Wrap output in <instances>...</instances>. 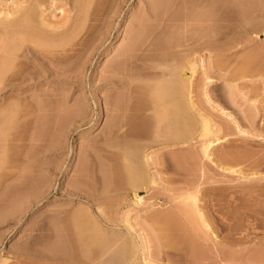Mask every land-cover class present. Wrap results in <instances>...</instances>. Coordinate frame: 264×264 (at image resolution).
<instances>
[{"label":"rangeland","instance_id":"1","mask_svg":"<svg viewBox=\"0 0 264 264\" xmlns=\"http://www.w3.org/2000/svg\"><path fill=\"white\" fill-rule=\"evenodd\" d=\"M24 1L0 0V21L7 11L25 5ZM65 1H44L43 11L51 25L62 26L67 19L70 26L74 24L69 31L68 23L67 28H59L58 36L53 32L54 40L63 42L65 36L75 33L73 40L66 37L68 52L55 50L60 56L66 52L62 56L67 59L53 53L37 60L30 53L23 54L24 44L15 51L14 71L12 68L4 77L0 74V262L124 264V260L125 264H146L141 252L144 238L153 264H176L178 258H182L180 264H264V0H81L80 5L75 0ZM87 3L92 8L85 6ZM74 6H80L82 13ZM131 32L143 37V42ZM41 34V39L36 38L40 44L60 43L52 40L51 33L52 39L45 35L47 42ZM134 38L143 44H134L138 50ZM4 41L0 43L2 63L6 62L5 53L13 48L10 40V44ZM126 43L130 50L134 47L135 55L133 51L128 54ZM124 44L126 57L140 54L146 63L137 60L142 65L137 61L132 65L125 56L124 62L119 60ZM54 56L61 59L59 64ZM51 57L56 62H50ZM143 63L150 74H145ZM164 66L166 71L182 69L187 75L190 67H195L192 99L205 110L212 130L223 140L212 150L213 162L203 156L206 139L201 136L200 124L190 116L192 112L186 117L193 125L185 116L179 117L182 111L164 107L168 93L163 86L169 83L164 77L169 80L170 72L162 75ZM3 67L0 73L5 72ZM113 72L119 78H112L117 76ZM8 74L14 76L13 82ZM22 74L25 77L19 82ZM5 80L15 84L16 90L6 88ZM159 91H163V99ZM204 92L209 94L211 106ZM19 95L26 99L25 104ZM15 100L23 106L19 122L15 120L17 112L16 117L13 114L19 111ZM11 116L19 124H12ZM107 129L133 134L126 140L128 149L120 147L123 141L116 139L121 133L112 137ZM132 146L143 154L152 152L148 166L142 157L137 160L129 154ZM127 158L139 166H129ZM132 165L137 174L132 168L130 172ZM132 173L138 178L145 175V179L140 178L139 184ZM135 191L142 197L138 204L134 203ZM196 192L219 245L202 243L199 218L187 213L181 202V197ZM169 220L167 225L173 226L172 233L177 236L174 247L165 242L163 221ZM112 239H118L114 242L119 248ZM76 243L84 246L73 247ZM204 245L211 249H206L210 252L205 251L207 257L200 255ZM106 246L112 248L105 251ZM110 257L116 263L108 261Z\"/></svg>","mask_w":264,"mask_h":264},{"label":"bare ground","instance_id":"2","mask_svg":"<svg viewBox=\"0 0 264 264\" xmlns=\"http://www.w3.org/2000/svg\"><path fill=\"white\" fill-rule=\"evenodd\" d=\"M44 1H47V0H25L24 2L26 3L25 5H21V7L19 8L18 7V9L16 8V9H14L13 11H7V13H6V18L3 20V21H0V33L1 34H3L2 36L0 35V43H3V42H5L4 40L5 39H7V41L8 40H10V42H11V47H10V45H9V47L10 48H12V46H13V48L10 50V48H8L9 50H10V52L8 51L7 53L8 54H6L5 53V55H7L6 56V58H4L5 59V63L7 64V67H6V65H5V63H2L1 62V60H0V63L2 64V65H0L1 67L2 66H5V67H3L2 69H1V71L4 69V68H6V70L4 69V73H3V71L0 73V74H6V73H10V72H12L11 70H12V65L13 66H15L14 64H12L13 63V59H14V54H16V52H18V51H16L18 48L19 49H21V48H23V45L24 44H26V45H24V46H26V50H25V48H24V50L26 51V52H23V54L24 53H27V54H31V55H33L37 60H40L41 61V59H42V61H43V58H46V57H49L51 54H52V56L55 54V53H57V51L60 49V50H63V51H67V49L68 48H70V41L69 42H67V36H69L70 38V40H73L75 37L74 36H76L75 35V33H73L72 35H67V36H65L64 38H65V41L66 42H63L62 41V39H61V41H57V40H54V38H55V36H58V35H56V34H58V29L59 28H61L62 26H65V24L66 23H68L69 21H70V19H67V21L65 22V23H63V25L62 26H55V25H51L46 19L47 18H45V14H44V12L45 11H43V9H44V6H43V3H44V5H45V2ZM54 1H56V0H54ZM64 1L65 0H61V2L62 3H64ZM74 1V0H73ZM78 1H80V2H78ZM78 1H76L75 0V3L77 4L78 3V5H80L81 3H82V1L81 0H78ZM90 2H92L91 0H89ZM66 3L65 4H67L69 1L67 0V1H65ZM90 2H89V4H90ZM21 4V3H20ZM92 4V3H91ZM91 6V5H88V3L87 4H85V6ZM42 6H43V8H42ZM77 7V6H76ZM75 6H74V8H76ZM80 7V6H79ZM79 7H77L75 10H77L78 11V8ZM60 8V7H59ZM74 8H73V10H74ZM87 8V7H86ZM84 9V12L85 11H87V9ZM90 7H88V9H89ZM91 8H92V6H91ZM90 8V9H91ZM62 9V8H61ZM63 10V9H62ZM79 10H80V8H79ZM83 11V10H82ZM82 11L80 10V12L82 13ZM88 12H89V10H88ZM88 12H86V13H88ZM78 14H79V12H77ZM16 15V16H15ZM80 15V14H79ZM16 17V18H15ZM73 18H74V15H73ZM0 19H2V18H0ZM69 20V21H68ZM70 24H72V23H70ZM70 24L68 23V26H70ZM76 24V23H75ZM67 25V24H66ZM74 25V24H73ZM72 25V26H73ZM47 26H48V28H47ZM72 26H70V28L68 27V31H69V29H71V27ZM75 27V26H74ZM73 27V28H74ZM47 28V29H46ZM64 28H67L66 26L64 27ZM63 28V29H64ZM80 28H81V26H80ZM25 29H28V31L27 30H25ZM49 30V31H48ZM61 30H62V28H61ZM26 31V32H25ZM59 31H60V29H59ZM66 32H68L67 30H65ZM65 31L63 30V32L65 33ZM41 32L43 33V32H47L46 34H41ZM53 32H55V36L53 35L54 33ZM77 32V31H76ZM79 32V31H78ZM27 33V34H26ZM49 33H51L52 34V36H53V39L51 38V37H49L50 35H49ZM131 33H133V37H137L138 38V36H137V34H135V32H131ZM38 34H41L42 35V37L45 39V41L47 42V40H46V38H45V35L47 36V39L49 38V39H52L53 41H57L59 44H55V42H52V44H47V45H45L46 43H43V44H40L38 41H37V36H40V35H38ZM62 33L61 32H59V35H61ZM129 34H130V32H129ZM49 35V36H48ZM132 34H130V36H131ZM136 35V36H135ZM4 36V37H3ZM74 37V38H72V37ZM1 37H3V38H5V39H2L1 40ZM129 37V36H128ZM141 37V36H140ZM145 37V36H144ZM39 38V37H38ZM42 38V41L41 42H44L43 39ZM63 38V39H64ZM130 38V37H129ZM128 38V39H129ZM134 38V42H135V40H137V39H135ZM142 39H144L143 37H141ZM39 39H41V36H40V38ZM68 39V40H69ZM132 39V38H131ZM139 39V38H138ZM142 39H139L140 40V42H143V40ZM52 40H48L49 42H51ZM133 40V39H132ZM139 40H137L135 43L133 42V45L134 44H136L137 45V47H138V45L140 44V42H139ZM145 40H147V39H145ZM48 42V43H49ZM63 42V43H62ZM73 42V41H72ZM126 42H127V40H126ZM139 42V43H138ZM130 44H131V41L129 42ZM129 43H128V45H129ZM8 44H10L9 43V41H8ZM13 44V45H12ZM72 45H73V43H71ZM71 45V46H72ZM128 45H127V43H126V46L128 47ZM141 45V44H140ZM140 45H139V47H140ZM143 45V44H142ZM141 45V46H142ZM66 46L68 47V48H66ZM123 46H125V44L123 45ZM126 46L125 47H123V49H122V46H121V49H122V51L120 50L119 51V53H118V55H119V57L121 58V59H119V60H122L123 59V57L125 56L126 57V53L125 52H127V50L129 49V52H128V54L129 53H131L130 51H133L132 53L134 54L135 52V49L136 50H138L139 48H136V46L134 45V47H135V49H134V47H132V49L130 50V46L128 47V49L126 48ZM56 48V49H55ZM18 49V50H19ZM58 49V50H57ZM127 49V50H126ZM134 49V50H133ZM55 50H57L56 52H55ZM140 50H142L141 48H140ZM16 51V52H15ZM62 51V52H63ZM6 52V51H5ZM68 52V51H67ZM54 53V54H53ZM26 54V55H27ZM48 54H50L49 56H48ZM59 54H61L60 52H59ZM59 54H55L56 55V58L58 57L59 58ZM66 54V52H64V53H62V55H65ZM26 55H22V56H26ZM61 55V56H62ZM68 55H69V53H68ZM71 55V54H70ZM132 54H130V56H131ZM135 55V54H134ZM140 54H137L136 56H137V58L136 57H130V56H128L127 55V57H126V59L127 60H130L131 62V64L133 65V63H134V65H136L137 64V60H139L140 62L141 61H144L145 60V58L146 57H144L143 55H140ZM16 56H18V55H16ZM61 56H60V58H61ZM5 57V56H4ZM62 57H64V56H62ZM125 57H124V59H125ZM16 58V57H15ZM54 58H55V56H54ZM54 58L53 57H51V59L49 58V61L50 60H52V62H56V61H53L54 60ZM55 58V59H56ZM64 58H66L67 59V57H64ZM3 59V60H4ZM62 59V58H61ZM61 59L59 60V61H61ZM65 59V60H66ZM69 59V58H68ZM123 59V60H124ZM44 60H46V59H44ZM57 60V59H56ZM64 60V59H63ZM64 60V61H65ZM122 60V61H123ZM15 61V60H14ZM48 60H46V62H47ZM58 61V60H57ZM59 61H58V64H59ZM122 61H120V63L122 62ZM132 61H133V63H132ZM137 61V62H136ZM167 61V60H166ZM165 61V62H166ZM51 62V61H50ZM117 63L116 64H119V61H118V57H117V61H116ZM124 62V61H123ZM140 62H138V65H142V63H140ZM145 62V61H144ZM49 63V62H48ZM125 63H126V61H125ZM140 63V64H139ZM146 63V62H145ZM145 63H143V69H146V67H145ZM126 64H128L129 65V63H128V61H127V63ZM54 65V64H53ZM56 65V64H55ZM148 65V64H147ZM193 65V64H192ZM0 67V68H1ZM115 67V66H114ZM145 67V68H144ZM161 67H163V66H161ZM166 66H164V70L162 71V75H163V72H164V76H166V73L167 72H169L168 74H167V76H168V78H169V80H167V77H164L165 78V80H166V82L167 81H169V83H168V85H165V86H163V88L165 89L166 88V94L168 95L167 97H169V99H167L166 100V98H164V94H161V93H163V91L162 92H160V97H162V99L164 98V100H165V108L167 109L168 107H170V106H172V110H171V107H170V111H174L175 113L177 112V113H180L181 111V113L183 114H179V117L180 118H183V116H187L188 114H187V112H192V115H190V116H193L192 118L194 119V121L196 122V123H198V124H200V128H201V136H203V137H205L204 139H206L205 141H204V143H203V147H202V151H203V156H205V158H207L209 161H214L213 160V158L211 157V155L213 154L212 153V150L214 149V147L215 146H217L219 143H221V142H223V140H222V138L220 137V136H218V134H217V131L215 132V131H213L212 129V126H213V124L211 125V119H210V117H206L205 116V110L202 112V110L200 109V108H202V107H200V106H198V105H196V103L194 102V100L192 99L193 97L191 96L192 95V90H191V85H192V81H191V78L194 76V74L196 73V70L194 69L195 67H190V69H189V72L191 73L190 75H187L186 74V72L185 71H183L182 69H177V68H175V70L177 69V70H179V71H173V68H168L167 69V71L165 70L166 68H165ZM53 68V67H52ZM116 68V67H115ZM148 68H149V66H148ZM148 68L146 69L147 70V72H145V74L146 73H149L150 74V72L148 71ZM189 68V67H188ZM187 68V69H188ZM117 69V68H116ZM163 69V68H162ZM170 69H172V71L170 70ZM115 70V69H114ZM113 70V71H114ZM169 70V71H168ZM185 70V69H184ZM13 71H14V68H13ZM116 71V70H115ZM166 71V72H165ZM187 71V70H186ZM188 72V71H187ZM15 73V72H14ZM13 73V74H14ZM32 73V72H31ZM39 73V72H38ZM113 73H115V72H113ZM12 74V73H11ZM33 74V73H32ZM10 74H8L7 76V78H8V80L9 81H11V82H13L14 80H13V78H14V76H13V78L11 77L10 78V76H9ZM23 75V74H22ZM115 75H117V72L115 73ZM115 75H113L112 74V76H115ZM1 76V75H0ZM16 76L17 75H15V79H16ZM21 76V75H20ZM20 76H18L19 77V79L21 80H19V79H17L19 82H22V79L25 77L24 75H23V77L22 78H20ZM119 75H117V76H115V77H112V78H119L118 77ZM169 76H171V77H169ZM2 77V76H1ZM3 77H4V75H3ZM2 77V78H3ZM6 77V76H5ZM148 77V76H147ZM146 77V78H147ZM206 77V76H205ZM1 78V79H2ZM27 78V77H26ZM111 78V77H110ZM121 78V77H120ZM13 81H12V80ZM7 80V79H6ZM6 80H5V82H6ZM16 80V81H17ZM25 80V79H24ZM116 80H119V79H115V81ZM123 80V79H122ZM121 80V81H122ZM113 81V80H112ZM164 80H162V82H163ZM206 81L207 82H212V79L211 78H209L208 76L206 77ZM206 81H205V83H206ZM8 82V81H7ZM5 83V86H6V88L8 87L9 88V90L11 89V90H16L15 88H17V87H14L15 86V84H13V83ZM24 82V81H23ZM131 82V81H130ZM17 84H19L18 82H16ZM118 83V82H117ZM164 83V82H163ZM17 84H16V86H17ZM20 85H22V84H19V86ZM129 85H130V83H129ZM206 85H207V83H206ZM131 86V85H130ZM22 87V86H21ZM20 87V88H21ZM161 87H162V83H161ZM5 88V87H4ZM117 88H120L119 86L117 87ZM162 88V89H163ZM205 88L206 87H204V90H205ZM2 89V86H1V88H0V92L2 91L1 90ZM207 89V88H206ZM6 90H8V89H6ZM118 90V89H117ZM117 90H116V92H117ZM160 90V89H159ZM5 90H3V92H4ZM2 93V92H1ZM205 93V92H204ZM205 95H206V93H205ZM207 96H209V94L207 93V95H206V97ZM21 97V99L23 98L22 96H20L19 95V97H18V99ZM205 97V98H206ZM9 98V97H8ZM208 99H209V97H207ZM17 99V98H16ZM207 99V100H208ZM24 100H26L25 98H24ZM24 100L22 99V101H23V103H24ZM16 102H17V100H15ZM114 101H116L115 99H114ZM118 101V100H117ZM170 103V105H167V103L168 102ZM210 99L207 101V102H209L208 104L210 105ZM15 102V103H16ZM35 102H36V99H35ZM108 102H110V101H107V104H108ZM18 103V105H15L14 104V102H13V106L15 105V108L17 109V110H19V108H20V110H22L21 109V107H23L22 105L20 106V102H17ZM16 103V104H17ZM32 103H34V101L32 102ZM39 103V102H38ZM38 103H36L37 104V106H36V104H34L37 108H39V106H40V104L38 105ZM112 104L114 103V107L115 106H117V108H119L120 106L119 105H115V104H118V103H116V102H111ZM168 103V104H169ZM211 103H212V101H211ZM25 104V103H24ZM110 104V103H109ZM213 104V103H212ZM32 105V104H31ZM18 106H20V107H18ZM108 106V105H107ZM113 106V105H112ZM167 106V107H166ZM211 106V105H210ZM11 107V106H10ZM36 107H34V110H36L37 108ZM109 107V106H108ZM199 107V108H198ZM213 107V106H212ZM14 108V107H13ZM15 108L13 109V111L15 110ZM23 109H28V108H26L25 106H24V108ZM111 109V108H110ZM222 109V108H221ZM19 110V111H20ZM33 110V111H34ZM38 110V109H37ZM113 111L115 110V111H117L116 109H112ZM119 110V109H118ZM168 110H169V108H168ZM168 110H166V111H168ZM189 110V111H188ZM11 110H9V112H10ZM19 111H14L15 113H13L14 115L16 114V112H17V114H18V117L19 116H22L21 114V111L19 112ZM170 111H168V113H172V112H170ZM185 111V112H184ZM222 111L224 112V114H230L229 112L227 113V111H224L223 109H222ZM19 112V113H18ZM23 113H24V111H22ZM26 112V111H25ZM28 112V111H27ZM27 112H26V115H27ZM119 111H117V113H118ZM185 114H184V113ZM11 113V114H12ZM21 113V114H20ZM32 113H35V112H32ZM202 113H204V114H202ZM207 113V112H206ZM10 114V113H9ZM17 114L15 115V117L17 116ZM25 114V113H24ZM30 114V113H29ZM119 114H121L122 115V113H119ZM118 114V115H119ZM187 114V115H186ZM123 115H124V113H123ZM122 115V116H123ZM172 115V114H171ZM177 115V114H176ZM207 115V114H206ZM231 115V114H230ZM24 116V115H23ZM22 116V117H23ZM178 116V115H177ZM176 116V117H177ZM14 117V116H13ZM12 116H11V119L13 118ZM21 117V118H22ZM120 117V116H119ZM229 117H231V116H229ZM26 118H27V116H26ZM18 119V120H17ZM24 119V118H23ZM121 119H123V118H121ZM177 119V118H176ZM179 119V118H178ZM186 119H187V121H188V118L186 117ZM185 119V120H186ZM193 119H191V121H193ZM16 121H18L19 122V120H21L20 119V117L19 118H16L15 119ZM14 120V118L12 119V120H10V121H13L12 122V124H15V123H17L16 121ZM193 121V122H194ZM15 122V123H14ZM119 122L121 123V121H119L118 120V124H119ZM123 122V121H122ZM193 122L191 123L190 122V120L188 121V123H191V125H193ZM22 123H24V122H22ZM20 124V125H23V124ZM27 123H30V122H27ZM123 123H125V122H123ZM17 124H19V123H17ZM197 124V126H199ZM122 126H125V125H127V124H125V125H123V124H121ZM191 125H189V126H191ZM194 125H195V123H194ZM19 126V125H18ZM18 126H16L17 128H18ZM24 126V125H23ZM114 126H116V125H114ZM25 127V126H24ZM24 127H21L22 129H24ZM108 127V126H107ZM118 127H120L121 128V126H118ZM117 127V128H118ZM19 128H20V126H19ZM110 128V127H109ZM114 128V127H113ZM112 128V129H113ZM123 129V128H122ZM121 129V130H122ZM129 129V128H128ZM127 129V130H128ZM108 131L107 132H109L110 134H111V132L113 133V131H111V130H109V129H107ZM115 130V129H114ZM120 130V131H121ZM123 130H125V128L123 129ZM105 131H106V129H105ZM104 131V132H105ZM130 131H131V128H130ZM106 132V133H107ZM109 133H108V135H109ZM118 134L117 133V131L116 132H114L113 133V135H112V137L113 136H115L114 134ZM121 133V134H120ZM119 134L120 135H118L117 137H116V139L118 140V139H120V141L124 144L123 146L121 145L120 147H124L125 146V144L127 143L126 142V140L128 139V137H130V135L132 136L133 134H130L129 133V131H123V133L122 132H120ZM132 133V132H131ZM133 133H135V130L133 131ZM177 133H179V132H177ZM177 133H175V134H177ZM105 134V133H104ZM180 135H181V133H180ZM107 135H105L104 137H106ZM109 137H110V135H109ZM177 138V137H176ZM180 138V137H179ZM106 139H108V141L109 142H111L110 140V138H106ZM110 139V140H109ZM113 140V139H112ZM117 140H116V142H117ZM132 140H133V137H132ZM135 140V139H134ZM107 141V142H108ZM128 141V140H127ZM180 141H182V140H180ZM105 142H106V140H105ZM132 142H134L135 143V141H132ZM112 143V142H111ZM115 143V142H114ZM121 143V144H122ZM130 143V142H129ZM133 143V144H134ZM113 144V143H112ZM120 144V143H119ZM132 144V145H133ZM115 144H113V146H114ZM127 145H129V144H127ZM110 146L111 145H108V147L110 148ZM113 146H111V147H113ZM116 146H117V144H116ZM131 146V145H130ZM129 146V147H130ZM135 146H137V145H135ZM134 146V147H135ZM138 146H139V144H138ZM105 147H107V146H105ZM125 147H127V148H125V149H128V146H125ZM133 147V146H132ZM131 147V148H132ZM129 148L130 149V155H132L133 157L134 156H137L136 157V159L138 160L139 158H143V161L144 162H146V163H144L145 165H147V164H149V162L150 161H152L153 160V158H152V154H150V153H152L151 151H150V153H147V151L148 150H146V152L143 154L142 152H140L139 151V149L138 148ZM114 148H115V146H114ZM117 148H119V146H117ZM108 149V148H107ZM107 149H105L106 151H107ZM111 149V148H110ZM109 149V150H110ZM121 149V148H120ZM123 149V148H122ZM121 149V150H122ZM144 149V148H143ZM142 149V147H141V150H143ZM145 150V149H144ZM109 152H111V151H109ZM108 152V153H109ZM125 153H123V154H126V151H124ZM149 152V151H148ZM107 153V152H106ZM122 153V152H121ZM139 153H141V155H143V156H140V154ZM120 154V153H119ZM120 156V155H119ZM125 156H128V157H131V156H129V155H125ZM123 157V156H122ZM139 157V158H138ZM195 157H196V155H195ZM120 158H121V156H120ZM199 158V157H198ZM200 158H201V156H200ZM125 160L126 158H122V160ZM127 159H129V158H127ZM192 159V158H191ZM136 160V161H137ZM196 160H198L197 159V157H196ZM196 160H194V161H196ZM124 162V161H123ZM125 162H127V161H125ZM128 162H131L130 161V159H129V161ZM132 162H134L133 160H132ZM130 163V165L128 164V163H125V164H128L129 166H131V164H135V162L134 163ZM192 162H193V160H192ZM199 162V161H198ZM137 163V162H136ZM152 163V162H151ZM150 163V164H151ZM127 165V166H128ZM136 165V164H135ZM138 166H139V164H137ZM136 165V166H137ZM128 166V167H129ZM135 166V167H136ZM148 166V165H147ZM133 169V171L134 172H136L137 170H134L135 168L133 167V165H132V167H130V172H131V170ZM137 168H139V167H137ZM227 169H229L228 167H226ZM33 169V168H32ZM231 169V168H230ZM140 170H142V169H140ZM140 170H138V171H140ZM30 173H31V171H30ZM33 173V172H32ZM141 173V172H140ZM140 173H138V174H140ZM35 174V173H34ZM132 174H134V173H132ZM131 174V175H132ZM135 174H137V172L135 173ZM134 174V175H135ZM141 174H144L143 172L141 173ZM28 175H30V174H28ZM134 175H132L133 176V179H135L134 177L136 176H134ZM31 176V175H30ZM132 176H131V178H132ZM140 176V175H139ZM143 176H145V175H142V177ZM32 177H34V175H32ZM142 177H140V178H142ZM31 178V177H30ZM30 178H29V180H30ZM136 178H137V180H138V182H139V179L140 178H138V175L136 176ZM34 180L36 179V178H33ZM46 179V178H45ZM142 179H145V178H142ZM32 180V179H31ZM22 181V180H21ZM20 181V182H21ZM144 182H143V184H145L146 182H147V180H143ZM146 181V182H145ZM154 182V179L153 180H149V183L150 182ZM23 182V181H22ZM25 182V181H24ZM43 182V181H42ZM42 182H40L41 184H42ZM134 183H132L133 184V187L135 186L134 184H135V180L133 181ZM140 182H141V179H140ZM140 182H139V184H140ZM152 182V183H153ZM39 183V184H40ZM45 183L47 184V182H46V180H45ZM21 184H24V183H21ZM20 184V185H21ZM41 184H40V186H41ZM38 185V184H37ZM43 185V184H42ZM137 185L138 184H136V186L135 187H137ZM145 185H147V183L145 184ZM20 187V186H19ZM43 187V186H42ZM41 187V188H42ZM134 187V188H135ZM40 188V187H39ZM46 188V187H45ZM135 190V189H134ZM40 191H41V189H40ZM137 191H138V189H137ZM137 191H135L134 192V203L135 204H138L139 202H141V200H142V197H141V194H138L137 193ZM79 196V195H78ZM197 197H198V194H197V192L196 193H188L187 195H185V196H183V197H181L182 199H181V202L183 201V205H184V208H185V210H186V212L187 213H191L192 215H194V216H197L198 218H199V220H200V230L202 231V233H203V235H204V238H203V235H202V238L204 239V242H202L203 244L204 243H209V241H212V242H216L215 243V245H219L218 243H219V241H218V239H217V236L214 234V232L212 231V228H211V225H210V223L207 221L208 219L206 218V215H205V213L203 214L202 213V208L200 209V207H202L201 205H200V207H199V205H198V200H197ZM85 198H87L86 196H85ZM89 198V197H88ZM87 200V199H86ZM198 201V202H197ZM88 207V206H87ZM88 211V210H87ZM90 211V210H89ZM88 211V212H89ZM81 212H83V211H80V213ZM86 212V211H85ZM85 212H84V214H85ZM79 213V212H78ZM79 213V214H80ZM91 213V212H90ZM79 214H76L77 216L79 215ZM82 214V213H81ZM80 214V215H81ZM86 214H88L87 212H86ZM85 214V215H86ZM91 215V214H90ZM205 215V216H204ZM82 217V216H81ZM88 217H89V215H88ZM76 218V217H75ZM78 219V218H77ZM76 220V219H75ZM79 220H81V219H79ZM198 220V221H199ZM166 221V220H165ZM168 221V220H167ZM169 223H171L170 222V220H169V222H164L163 221V224H166V225H164V228L163 229H165V232H164V235H165V238H166V240H165V242H167L166 243V245L167 246H170V247H174V245H176V239L175 238H177V236L176 237H174V235H173V233H172V231L174 230H172L171 228L173 227H168V225H169ZM199 223V222H198ZM127 224H128V226L130 225V226H132V229H133V225L128 221L127 222ZM168 224V225H167ZM170 225H172V224H170ZM162 227H163V225H162ZM174 232V231H173ZM176 234V233H175ZM175 239V240H174ZM113 240V242L115 241H117L118 239H116V240H114V239H112ZM145 240H144V238L142 239V245H141V248H142V253H143V256H144V262L146 263V264H151L152 263V261H149L150 259V257H149V253H150V251H149V247L147 246V243H145L144 242ZM175 241V242H174ZM84 243H85V241H83ZM114 242V244H116ZM118 242V241H117ZM125 242V241H124ZM123 241H122V245L123 244H125ZM129 242V241H128ZM128 242H127V244H128ZM200 242V243H201ZM218 242V243H217ZM81 243V242H80ZM83 243V244H84ZM110 243H112V242H110ZM130 243V242H129ZM175 243V244H174ZM201 243V244H202ZM214 243H213V245H214ZM82 244V246H84ZM86 245H88L87 243H85ZM108 244V243H107ZM114 244H112L111 246L113 247H115L116 245L118 246V244H116V245H114ZM119 244H121V241H119ZM164 244V243H163ZM210 244V243H209ZM80 245V244H79ZM79 245H77V243H76V245L75 246H73V247H78V248H80L79 247ZM106 245V244H105ZM104 245V246H105ZM81 246V245H80ZM81 246V247H82ZM103 246V247H104ZM108 246V245H107ZM106 246V250L105 251H107V249L108 248H110V247H107ZM127 246V245H126ZM126 246H125V248H126ZM130 247H132L131 245H129ZM165 246V245H164ZM207 246H208V244H207ZM207 246L206 245H204V247H206V248H202L203 249V252H201V256H203V255H205V251L207 252ZM211 246V245H210ZM88 247V246H87ZM87 247H85V248H87ZM111 247V248H112ZM120 247V245L118 246V248ZM129 247V248H130ZM202 247H203V245H202ZM105 248V247H104ZM117 248V247H116ZM122 248V247H121ZM120 248V249H121ZM125 248H123V249H125ZM74 250H76L75 248H73ZM82 249V248H81ZM131 249V248H130ZM130 249H128V251H130ZM176 249V248H175ZM201 249V250H202ZM207 249V250H206ZM78 250V249H77ZM118 250V249H117ZM122 250V249H121ZM211 249H210V247H209V250L208 251H210ZM108 251H110V249L108 250ZM120 251V250H119ZM124 251V250H123ZM127 252V251H126ZM119 253H124V252H119ZM131 253V252H130ZM204 253V254H203ZM206 254H208V255H210V252H207ZM119 255H121V254H119ZM118 255V256H119ZM123 255V254H122ZM129 255H131V254H128V256ZM208 255H205L206 257L208 256ZM45 256H47V255H45ZM44 256V257H45ZM126 255H125V253H124V257H125ZM205 256H203V257H205ZM123 257V258H124ZM131 257V256H130ZM159 257V256H158ZM179 257V256H178ZM177 257V258H178ZM42 258H43V256H42ZM41 258V259H42ZM53 258V257H52ZM112 258H115V257H112ZM122 258V259H123ZM111 259V257L109 258V259H107L108 261ZM119 259V258H118ZM125 259V258H124ZM131 259V258H130ZM207 259V258H206ZM40 260V259H39ZM43 261H45V259H42ZM120 260H121V258H120ZM125 260H127V258L125 259ZM176 261H177V259H175ZM182 260V258L180 259V261ZM207 260H209V258L207 259ZM113 261V259H111V262ZM114 261H116V260H114ZM113 261V263H116V262H114ZM121 261H123V262H125L126 263V261H124V260H121ZM128 261H130V260H127V262ZM175 261V262H176ZM179 261V258H178V261L176 262V264L178 263V262H180ZM4 262H6V260L5 261H3V263L2 262H0L1 264H5ZM48 261H46L45 262V264L47 263ZM49 262H50V260H49ZM52 262V261H51ZM131 262V261H130ZM129 262V263H130ZM42 263V262H41ZM110 263V262H109ZM109 263H107V264H109ZM124 263V264H125ZM44 264V263H43ZM49 264V263H48ZM51 264V263H50ZM110 264H112V263H110ZM122 264V263H121ZM128 264V263H127ZM153 264V263H152ZM178 264H180V263H178ZM182 264V263H181Z\"/></svg>","mask_w":264,"mask_h":264}]
</instances>
